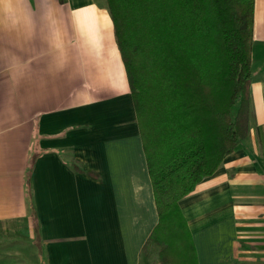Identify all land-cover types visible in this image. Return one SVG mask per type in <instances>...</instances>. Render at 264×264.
I'll return each mask as SVG.
<instances>
[{
  "label": "crops",
  "instance_id": "crops-1",
  "mask_svg": "<svg viewBox=\"0 0 264 264\" xmlns=\"http://www.w3.org/2000/svg\"><path fill=\"white\" fill-rule=\"evenodd\" d=\"M250 80L247 137L179 201L187 264H264V0ZM157 221L105 0H0V264H158Z\"/></svg>",
  "mask_w": 264,
  "mask_h": 264
},
{
  "label": "trees",
  "instance_id": "trees-1",
  "mask_svg": "<svg viewBox=\"0 0 264 264\" xmlns=\"http://www.w3.org/2000/svg\"><path fill=\"white\" fill-rule=\"evenodd\" d=\"M105 4L128 75L158 217L144 247L157 250L158 264H187L194 246L179 201L221 166L250 129L254 0Z\"/></svg>",
  "mask_w": 264,
  "mask_h": 264
},
{
  "label": "rangeland",
  "instance_id": "rangeland-1",
  "mask_svg": "<svg viewBox=\"0 0 264 264\" xmlns=\"http://www.w3.org/2000/svg\"><path fill=\"white\" fill-rule=\"evenodd\" d=\"M7 237H9V236H7ZM2 240H3L2 244H5V242H4L5 239H2ZM14 240H16V237L13 239V241ZM9 252H13L14 253L15 251H9ZM17 254H19V253H17ZM29 255H31V252L26 249L25 252H24V255H23V253H20V255H18L19 256L18 258L22 259V260H25L27 262V258H30ZM153 258H154V254H152L150 257H148V250H144L143 251V253H142V260L143 261L150 263L151 260L153 261Z\"/></svg>",
  "mask_w": 264,
  "mask_h": 264
}]
</instances>
